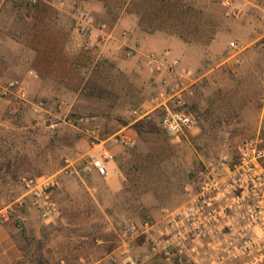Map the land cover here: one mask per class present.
<instances>
[{
    "label": "rangeland",
    "instance_id": "1",
    "mask_svg": "<svg viewBox=\"0 0 264 264\" xmlns=\"http://www.w3.org/2000/svg\"><path fill=\"white\" fill-rule=\"evenodd\" d=\"M248 1L238 3L235 17L219 0H0V92L18 80L27 93L25 100L0 96V211L22 200L21 178H60L55 224L42 226L34 210H17L29 229L19 235L22 256L12 264H77L114 254L124 224L159 221L186 199L185 186L204 167L232 158L258 131L264 138V53L237 37L244 26L264 37V0ZM176 37L200 48L197 73L228 63L215 85L188 99L194 127L173 137L157 118L138 121L136 112L170 79ZM213 41L228 47L206 52ZM231 42L240 46L236 57ZM190 63L182 69L194 68ZM125 127L135 146L113 147L110 173L99 176L91 133L106 140Z\"/></svg>",
    "mask_w": 264,
    "mask_h": 264
},
{
    "label": "built area",
    "instance_id": "2",
    "mask_svg": "<svg viewBox=\"0 0 264 264\" xmlns=\"http://www.w3.org/2000/svg\"><path fill=\"white\" fill-rule=\"evenodd\" d=\"M221 6L239 17L240 1L219 0ZM264 53V37L256 41ZM229 50L236 57L240 46L231 42ZM176 67V69H175ZM170 79L136 112L137 120L152 122L157 118L161 130L179 136L195 125L188 110V99L194 96L193 71L179 68L174 62L167 68ZM31 74H33L31 72ZM27 97L23 84L9 81L1 97ZM264 121V94L260 105ZM94 156L91 166L101 177L109 175L113 147L133 148L136 135L125 127L106 140L91 133ZM67 175V170L64 171ZM58 175L23 177L25 195L15 206L0 211V225L16 220L17 210H34L40 221L55 224L60 208L55 199ZM186 199L171 210L163 211L159 221L124 224L117 233L112 264H264V138L260 131L240 141L230 159H219L199 171L184 188ZM19 226V224H17ZM141 246L137 253L136 245ZM81 264H100L81 260ZM63 264V262H62Z\"/></svg>",
    "mask_w": 264,
    "mask_h": 264
},
{
    "label": "crops",
    "instance_id": "3",
    "mask_svg": "<svg viewBox=\"0 0 264 264\" xmlns=\"http://www.w3.org/2000/svg\"><path fill=\"white\" fill-rule=\"evenodd\" d=\"M252 30V34H251ZM240 34L241 36H237L238 38L242 39L241 43L245 44L246 46L254 44L257 40H259L260 35L255 34L254 29L252 26L249 28L248 26L243 27V31ZM250 36V37H249ZM171 46L176 47V58L178 62L179 68H183L186 63H189L191 60V66L194 67L191 69L193 71L194 76L192 77L193 83H194V90H197L201 88V86H206L205 88L212 87L215 85L213 82V79L216 78L218 71H222V67L225 66V63H228V60L221 61L220 64L216 65L215 67H210L206 70L204 73H197L196 68L202 66V61H200L199 58V51L200 48L197 46L189 45L185 42H183L180 37H176L173 39V42H171ZM226 41L218 42L213 41L210 46L205 50L209 53H213L218 51H221L222 49H226ZM249 51H247L248 53ZM208 53V54H209ZM243 54V57L245 58V61L248 59V54ZM171 55H173L171 53ZM189 61V62H188ZM207 62H203L204 66H207ZM227 65V64H226ZM207 81V82H205ZM196 93L194 91V96L191 99H194L196 96ZM110 168V163L108 164ZM108 168V169H109ZM96 172V171H95ZM97 173V172H96ZM110 173V170H109ZM114 185V186H113ZM112 187L114 188V191H118L119 185L113 184ZM25 219L17 213L15 222L11 221L7 224H1L0 225V264H12L17 261H20L22 254L20 253V241H19V235L22 231L29 229V225L24 222ZM42 226H49L51 224H45L42 221H40ZM19 224V226H17ZM100 245L99 243H102L101 240L96 239L95 241ZM102 245V244H101ZM113 251L110 252H103L102 255L100 254L98 256V259L91 260V263H97L100 264H112L110 258L112 256ZM82 260V259H81ZM81 260L77 264H81Z\"/></svg>",
    "mask_w": 264,
    "mask_h": 264
}]
</instances>
